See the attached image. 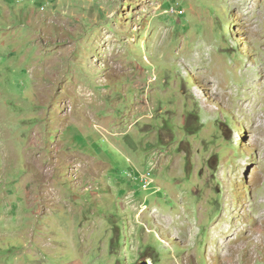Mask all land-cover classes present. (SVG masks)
I'll list each match as a JSON object with an SVG mask.
<instances>
[{
    "label": "rangeland",
    "instance_id": "obj_1",
    "mask_svg": "<svg viewBox=\"0 0 264 264\" xmlns=\"http://www.w3.org/2000/svg\"><path fill=\"white\" fill-rule=\"evenodd\" d=\"M264 264V0H0V264Z\"/></svg>",
    "mask_w": 264,
    "mask_h": 264
},
{
    "label": "water",
    "instance_id": "obj_2",
    "mask_svg": "<svg viewBox=\"0 0 264 264\" xmlns=\"http://www.w3.org/2000/svg\"><path fill=\"white\" fill-rule=\"evenodd\" d=\"M140 264H150V262H149V261H143V262L140 263Z\"/></svg>",
    "mask_w": 264,
    "mask_h": 264
},
{
    "label": "built area",
    "instance_id": "obj_3",
    "mask_svg": "<svg viewBox=\"0 0 264 264\" xmlns=\"http://www.w3.org/2000/svg\"><path fill=\"white\" fill-rule=\"evenodd\" d=\"M17 1H21V0H17Z\"/></svg>",
    "mask_w": 264,
    "mask_h": 264
}]
</instances>
